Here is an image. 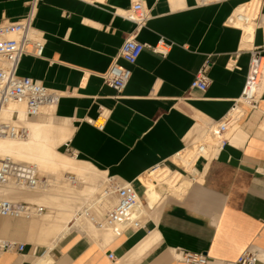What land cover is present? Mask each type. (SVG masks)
Listing matches in <instances>:
<instances>
[{
  "label": "crops",
  "instance_id": "0c3cea01",
  "mask_svg": "<svg viewBox=\"0 0 264 264\" xmlns=\"http://www.w3.org/2000/svg\"><path fill=\"white\" fill-rule=\"evenodd\" d=\"M252 1L147 0L151 19L138 30L124 17L131 0H39L33 27L46 41L44 55L25 56L18 74L62 98L53 115L31 120L68 128L70 139L60 148L106 183H131L142 195L141 179L158 165L192 179L178 157L230 112L252 50L264 46V0L248 43L242 28L228 25ZM31 3L0 0V25L23 20ZM135 34L143 44L164 38L173 47L167 57L147 49L135 65L119 60L132 78L118 93L103 76ZM205 67L208 89H192ZM102 109L108 117L99 130L89 121ZM229 137L211 158L197 160L194 171L202 180L183 196H167L162 207L142 200L136 216L146 221L142 229L100 238L76 230L50 247L36 238L39 222L0 217V239L28 242L24 253L0 254V264H185L181 253L203 254L208 264H237L248 250L264 255V86L259 107Z\"/></svg>",
  "mask_w": 264,
  "mask_h": 264
},
{
  "label": "built area",
  "instance_id": "2783aa9c",
  "mask_svg": "<svg viewBox=\"0 0 264 264\" xmlns=\"http://www.w3.org/2000/svg\"><path fill=\"white\" fill-rule=\"evenodd\" d=\"M259 1L262 4V0ZM131 2L132 5L124 17L129 22L134 23L137 29L140 30L151 19L147 8V0H131ZM38 3L39 0H32L31 9L23 20L0 25V112L12 102H25L26 117L28 119H34L44 114V109L47 107L56 108L62 98V94L59 91L50 89L33 78L23 77L18 74L22 59L25 56L43 58L44 55L46 41L33 27ZM241 17L238 20H241ZM258 17L254 19V22ZM228 25L237 27L234 25L232 18L228 21ZM172 47L173 44L164 38L160 39L156 45H148L139 42L137 34L129 37L123 43L117 59L103 76L105 84L118 93L122 92L132 78V71L130 68L121 65L119 60H124L129 65H135L142 53L147 49L154 54L167 57ZM263 76L264 46L252 50L249 73L241 97L234 102L230 112L209 129L212 136L219 140L218 151L230 143L227 133L232 128L242 125L248 114L259 107V91L263 84ZM209 85L210 80L207 75V67H205L196 75L191 88L205 92ZM107 117V112L102 109L98 119L90 120L89 123L99 130H104ZM18 120L19 115L15 113L12 120L0 121V137L12 139L27 138L28 129L16 124ZM191 149L194 153V169L198 159L209 158L206 156L208 146L205 142L200 141L192 145ZM177 161L180 163L179 157ZM166 169L169 168L158 165L150 173ZM169 170L172 171L171 169ZM192 174V179H194L195 175L194 173ZM40 183L39 172L35 166L18 163L9 158L0 161V187L15 184L20 188L35 189ZM141 185L143 187L142 182ZM105 195L115 196L117 203L105 213L102 221L95 217L92 210L89 211V216L96 225L102 226L105 224L113 227L116 237L122 235L128 229L139 230L144 228L146 221L136 218L140 203L142 200L144 201V196L133 184H122L109 178ZM45 211L44 207L33 203L0 199V217L2 218L31 220L41 216ZM26 249V243L0 239V254L9 252L21 254ZM180 257L185 264H208V259L203 254L181 253ZM110 259L115 260L113 254L110 255ZM237 264H264V255L248 250L239 258Z\"/></svg>",
  "mask_w": 264,
  "mask_h": 264
},
{
  "label": "bare ground",
  "instance_id": "6f19581e",
  "mask_svg": "<svg viewBox=\"0 0 264 264\" xmlns=\"http://www.w3.org/2000/svg\"><path fill=\"white\" fill-rule=\"evenodd\" d=\"M260 8V1L256 0L251 8L246 11L240 9L232 17L234 25L242 28L245 32L244 45L248 43L254 34L255 27H257L254 24V19L259 16ZM240 16H242V19L238 20ZM263 86L264 76L259 93H261ZM55 109V107H47L44 109V114L47 113L51 116L55 113ZM15 113L19 115L16 124L26 127L28 136L24 139L0 137V161L9 158L18 163L35 166L39 172L40 187L47 185V181L41 180L42 177L56 175L58 178L56 177V179L54 176L51 178L55 182L53 181L54 185L49 190L20 188L15 184L0 187V199L12 202L21 200L33 204L48 205L49 209L46 207L47 210L41 216L26 221L40 223L36 238L40 243L50 247L56 246L74 231V220L79 223L81 231L94 237L100 238L103 235H112L113 237L116 235L113 227L105 224L98 226L89 216V211L92 210L95 216L102 221L116 198L115 196H106L105 190L103 192L104 183L91 178L87 172L90 170L99 171L88 164L80 162L76 157L69 158L59 151V148L70 139L71 131L54 123L36 122L28 119L26 117L25 102H12L9 104L7 108L0 112V121L12 120ZM239 128L240 125L232 128L227 133V137L230 139L229 136L237 132ZM205 140L203 142L208 146L206 156L211 158L218 151L219 140L212 136L210 130ZM193 155L194 153L190 147L179 156V160L187 171L194 173V179H187L182 173L172 172L169 169L146 174L155 179L153 182L142 180L146 178V175L141 179L142 184L144 183L142 195L145 200L148 201L151 198L162 207L167 196L157 190V185L168 186L169 191L172 192V194L169 192L171 195L183 196L192 183L200 182L202 180L201 176L193 169ZM106 184L108 185V181ZM59 203L62 205H59ZM139 213L137 216H140Z\"/></svg>",
  "mask_w": 264,
  "mask_h": 264
},
{
  "label": "rangeland",
  "instance_id": "374dc122",
  "mask_svg": "<svg viewBox=\"0 0 264 264\" xmlns=\"http://www.w3.org/2000/svg\"><path fill=\"white\" fill-rule=\"evenodd\" d=\"M253 2V1H252ZM256 2V0L253 2V3H255ZM253 3L251 4V5H248V6H246V7H244V8H242V9H249V8H251V6L253 5ZM51 110V109H50ZM48 111V110H47ZM35 119H39V118H35ZM199 141H201V140H199ZM206 142H207V140H205ZM59 151L62 153V154H64L65 156H67V157H69V158H72L73 156H70V155H68V154H65V151L62 149V148H59ZM1 159V158H0ZM88 172V175L91 177V178H94V179H96V180H98V181H101V182H103L104 183V189H103V192H104V190L106 189V187H107V184H106V180H107V178H105L101 173H99V172H96V171H93V170H90V171H87ZM160 172V171H159ZM158 172V173H159ZM157 173V174H158ZM53 176L54 175H48V176H44V177H42L41 178V180L42 181H47V185L46 186H37L36 188H38V190H49V189H51L52 187H53V183L55 182V180L54 179H51V178H53ZM70 176H73V175H70ZM48 177V178H47ZM58 178V176H54V178ZM56 178V179H57ZM154 177H149V175H146V178H144V179H142V180H145V181H149V182H153L154 181ZM54 181V182H53ZM144 184V183H143ZM42 188V189H41ZM157 190H159L161 193H163V195L164 196H173V195H171L172 194V192L171 191H169V187L168 186H163V185H157ZM171 194H170V193ZM170 194V195H169ZM178 198V197H177ZM17 202H26V201H21V200H18ZM27 203H32V202H27ZM115 204H116V198H115V201H114V203H113V205H112V207L111 208H113L114 206H115ZM36 205H42V206H44L45 208L46 207H48V205H44V204H36ZM59 205H62L61 203H59ZM98 206V205H97ZM98 207H100V206H98ZM47 210V209H46ZM139 212V211H138ZM96 218H97V216H95ZM138 217V216H137ZM98 219V218H97ZM99 221H101L100 219H98ZM75 222V223H74ZM73 223L75 224V227H74V231H76L77 229H80V230H77V232H79V231H81V228H80V225H79V223H77V221L75 220V221H73ZM25 242V241H24ZM26 243H28V242H26ZM29 244H31L32 246H33V248H35V244H33V243H29ZM41 249V248H40Z\"/></svg>",
  "mask_w": 264,
  "mask_h": 264
}]
</instances>
